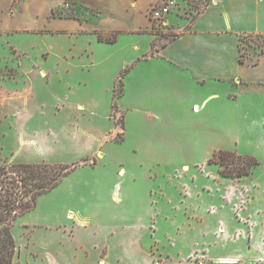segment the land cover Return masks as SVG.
<instances>
[{
  "label": "rangeland",
  "instance_id": "obj_1",
  "mask_svg": "<svg viewBox=\"0 0 264 264\" xmlns=\"http://www.w3.org/2000/svg\"><path fill=\"white\" fill-rule=\"evenodd\" d=\"M10 1L0 0V165H78L56 188L37 198L35 209L15 220L16 240L28 245L14 264H148L147 256L160 264L168 255L179 258L192 250L224 254L248 243L200 232L217 228L220 222L238 221L223 203L226 183L221 167L216 163L203 170L194 164L183 167L189 163L186 157L139 150L137 131L119 113L121 52L131 41L141 42V47L147 44L125 36L120 46L83 51L82 37L60 39L45 30L30 39L3 29L29 21L25 6ZM151 1L147 10L151 28L139 33L148 36L150 53L156 54L176 34L169 17L191 19L196 9L185 0ZM32 2L42 5L39 17L48 21L73 17L77 7L76 0L59 6L52 0ZM165 7L168 13L155 17V11ZM101 19L122 22L108 14ZM117 35L108 32L103 38L114 41ZM75 47L82 50L72 57L69 51ZM263 48L264 34L241 37L240 55L248 58ZM241 148L249 150L243 144ZM252 175L245 184H257L262 195L257 197H264L261 162ZM205 181L218 185L215 192L205 188ZM236 189L233 195H241L243 189ZM210 206L217 207L214 214L207 213ZM257 220L264 222V214Z\"/></svg>",
  "mask_w": 264,
  "mask_h": 264
},
{
  "label": "crops",
  "instance_id": "obj_2",
  "mask_svg": "<svg viewBox=\"0 0 264 264\" xmlns=\"http://www.w3.org/2000/svg\"><path fill=\"white\" fill-rule=\"evenodd\" d=\"M16 1L25 6L29 21L21 27L3 29L24 33L30 39L33 33L39 35L45 30L60 39L82 37L86 40L83 51L86 47L120 46L125 36H136L138 42L147 44L141 47V42L134 45L131 41L121 52L123 61L117 69L118 75L121 71L124 75L123 93L116 104L119 113L123 118L127 116L137 131L139 150L186 157L189 163L183 167L194 164L202 170L214 166L209 160L221 149L253 155L264 165V53L260 51L244 63L240 61L241 37L264 34V0H211L192 22L184 17H169L178 36L154 56L150 53V39L139 33L151 28L147 17L151 0H76L75 16L51 21L39 17L42 5L32 0ZM52 1L53 6H59L64 0ZM105 14L119 17L121 24L103 21ZM108 32H117L115 42L99 39L98 34ZM81 50L75 47L69 55L76 57ZM241 144L249 150L242 151ZM251 175L242 179L222 178L226 183L223 203L238 221L220 222L217 228L200 230L205 236L221 235L226 237L225 241L242 239L248 243L224 254L192 250L179 258L168 255L158 263L264 264V222L257 220L264 214V197H257L262 196L257 184H245L247 178L254 177ZM204 185L209 190L214 188V192L218 188L213 181H205ZM237 186L243 191L234 196L232 190L236 191ZM206 211L214 214L217 207L210 206ZM16 242L14 262L28 245L22 239ZM135 247L142 248L139 244ZM197 255L200 257L196 258ZM146 258V263L155 264Z\"/></svg>",
  "mask_w": 264,
  "mask_h": 264
},
{
  "label": "trees",
  "instance_id": "obj_3",
  "mask_svg": "<svg viewBox=\"0 0 264 264\" xmlns=\"http://www.w3.org/2000/svg\"><path fill=\"white\" fill-rule=\"evenodd\" d=\"M185 1L189 6L196 9V15L189 19L191 22L211 2V0ZM66 2L69 3V0H66ZM177 36L175 34L170 40L175 39ZM99 39L109 43L115 42V40L103 38L101 33L99 34ZM261 52L264 53V48ZM154 54L153 51L151 56H154ZM246 59V57L240 55L241 63H244ZM121 86L122 94L123 81ZM209 163L218 164L221 167L220 175L231 179L249 176L253 168L260 164L259 160L250 154L238 155L235 151L227 150L216 152L209 160ZM77 166V164L64 165L51 163L0 165V264H14L18 247L13 236V226L17 217L35 209L37 198L56 188Z\"/></svg>",
  "mask_w": 264,
  "mask_h": 264
},
{
  "label": "built area",
  "instance_id": "obj_4",
  "mask_svg": "<svg viewBox=\"0 0 264 264\" xmlns=\"http://www.w3.org/2000/svg\"><path fill=\"white\" fill-rule=\"evenodd\" d=\"M164 13H168V8L165 7L163 9L157 10L155 11L154 15L155 17L159 18V17L164 16Z\"/></svg>",
  "mask_w": 264,
  "mask_h": 264
}]
</instances>
